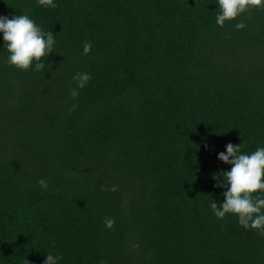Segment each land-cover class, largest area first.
Segmentation results:
<instances>
[{
  "label": "trees",
  "instance_id": "16d2710c",
  "mask_svg": "<svg viewBox=\"0 0 264 264\" xmlns=\"http://www.w3.org/2000/svg\"><path fill=\"white\" fill-rule=\"evenodd\" d=\"M54 3L0 0L56 41L21 71L0 33V264H264V236L211 209L218 154L264 147V8L220 27L217 0Z\"/></svg>",
  "mask_w": 264,
  "mask_h": 264
},
{
  "label": "clouds",
  "instance_id": "9594fccd",
  "mask_svg": "<svg viewBox=\"0 0 264 264\" xmlns=\"http://www.w3.org/2000/svg\"><path fill=\"white\" fill-rule=\"evenodd\" d=\"M39 6L56 8L54 0H37ZM218 13L216 24L223 27L226 21L236 20L242 14L256 8H264V0H217ZM244 21L234 25L236 30L246 28ZM0 33L3 43L6 46L8 56L6 63L21 71H27L35 62V71H43L44 63L42 58L52 53L56 43L52 31L45 32L33 19L26 14L8 18L0 16ZM91 42L86 41L83 46V54L91 50ZM91 79L87 73L77 72L73 76L76 88L70 90L69 95L75 99L79 95L78 89H83ZM77 105L73 104L69 111H74ZM242 144L226 145V152L218 154V160L231 165V169L219 175L222 181L215 185L225 188L223 192V203L211 202V209L217 219H223L226 214H233L238 217V223L244 229L257 230L264 236V147H259L250 154H242ZM213 179H217L216 176ZM38 186L48 188L45 179L37 181ZM102 191L116 192L118 186L102 187ZM104 225L112 229L115 219L104 218ZM62 257L51 253L45 256L43 264H58ZM24 264L29 261L24 260Z\"/></svg>",
  "mask_w": 264,
  "mask_h": 264
}]
</instances>
